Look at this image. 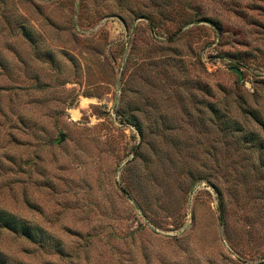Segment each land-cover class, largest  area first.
I'll return each mask as SVG.
<instances>
[{"label": "rangeland", "instance_id": "374dc122", "mask_svg": "<svg viewBox=\"0 0 264 264\" xmlns=\"http://www.w3.org/2000/svg\"><path fill=\"white\" fill-rule=\"evenodd\" d=\"M0 209L11 264H264V0H0Z\"/></svg>", "mask_w": 264, "mask_h": 264}, {"label": "trees", "instance_id": "16d2710c", "mask_svg": "<svg viewBox=\"0 0 264 264\" xmlns=\"http://www.w3.org/2000/svg\"><path fill=\"white\" fill-rule=\"evenodd\" d=\"M213 110L216 114H218L217 116H219L220 118L222 117L220 116V112L215 105H213ZM255 119L258 120V117L256 116ZM255 140H256L255 137H253L251 139V143L255 144ZM220 194L223 197V194L221 192ZM0 226L6 228L7 230H9L14 234L22 235L29 241L40 244V246H45L47 242L42 238V235L40 234L41 229L39 227L27 223L26 221H23L21 219H18L15 215L3 209H0ZM0 264H11L8 257L1 252H0Z\"/></svg>", "mask_w": 264, "mask_h": 264}, {"label": "water", "instance_id": "95a60500", "mask_svg": "<svg viewBox=\"0 0 264 264\" xmlns=\"http://www.w3.org/2000/svg\"><path fill=\"white\" fill-rule=\"evenodd\" d=\"M232 70H233L235 73L241 75V71H240V69H238V68H232ZM64 140H65V135H62V136L60 137L59 142L62 143V142H64Z\"/></svg>", "mask_w": 264, "mask_h": 264}]
</instances>
